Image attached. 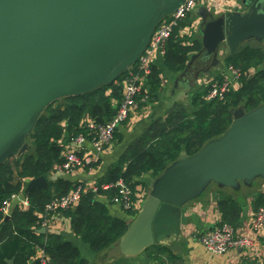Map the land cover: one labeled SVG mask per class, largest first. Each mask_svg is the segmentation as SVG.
Masks as SVG:
<instances>
[{
    "label": "water",
    "instance_id": "1",
    "mask_svg": "<svg viewBox=\"0 0 264 264\" xmlns=\"http://www.w3.org/2000/svg\"><path fill=\"white\" fill-rule=\"evenodd\" d=\"M183 1L0 0V164L30 148L26 137L49 104L91 92L135 64L157 23ZM235 8L204 19L202 57L216 59L224 42L228 53L246 38L264 39V0H240ZM257 175L264 177V104L249 112L234 109L223 135L190 157L179 155L151 183L114 250L150 245L153 224L175 208L169 202L181 204L210 179L234 184ZM47 184L35 177L25 191Z\"/></svg>",
    "mask_w": 264,
    "mask_h": 264
},
{
    "label": "trees",
    "instance_id": "2",
    "mask_svg": "<svg viewBox=\"0 0 264 264\" xmlns=\"http://www.w3.org/2000/svg\"><path fill=\"white\" fill-rule=\"evenodd\" d=\"M198 49L197 40H193L192 44H185L184 40L173 33L165 43L163 63L171 71L179 72L185 67L190 53ZM225 62L227 66L232 65L239 69L241 73L237 88H230L222 99L207 98L208 88L183 102L175 103L165 118L157 119L148 126L127 147L117 163L109 167L96 183L99 186L98 193L83 194L77 207L65 210L71 218L74 232L93 251L103 250L117 242L129 225L121 219L109 216L105 204L96 200L95 194L105 195L110 199L115 193L114 189L103 190L102 185L122 178L135 192L138 178L144 173L158 175L181 153L193 155L209 140L223 135L233 121L234 109L241 107L249 112L264 104V45L248 41L238 49L230 51ZM135 66L133 64L114 81L91 92L63 97L49 104L38 116L32 131L26 137L30 148L0 164V264H7L12 258L14 264H29L37 245L53 264H86L79 249L62 235L40 233L39 224L42 218L35 214L42 212L51 199L67 193L73 184L58 180L49 183L45 189L30 190L27 193L29 208H13L7 219L1 206L6 198L23 191L28 180L39 176L47 178L54 166L63 159V144L60 143L63 135L67 139L87 132L83 121L85 117L89 116L98 124H104L111 119L116 104L122 98V81L127 71ZM151 70L146 82L151 88L157 89L161 85L160 70L155 65H152ZM216 78L218 81L222 79L220 76ZM142 89L149 94L145 87L142 86ZM116 135L115 131L114 137ZM98 161L84 167H95ZM74 187L75 185L72 188ZM217 205L224 222L232 224L236 221L240 208L231 197L221 198ZM34 264L39 263L35 261Z\"/></svg>",
    "mask_w": 264,
    "mask_h": 264
},
{
    "label": "crops",
    "instance_id": "3",
    "mask_svg": "<svg viewBox=\"0 0 264 264\" xmlns=\"http://www.w3.org/2000/svg\"><path fill=\"white\" fill-rule=\"evenodd\" d=\"M239 3L240 0H199L192 11L193 13L191 12L185 19L187 22L183 21L174 31L175 36L184 40L185 44H192L193 40L199 42V49L190 53L185 67L179 72H173L164 65L163 56L157 55L153 65L160 70L161 85L154 89L147 82L143 84L145 89L147 86L146 90L151 95L147 105L133 111L128 119L118 127L117 135L111 146L99 156L95 167L89 169L82 167L73 173L64 174L56 171L55 165L46 178L47 187L49 183L58 180L69 182L73 186L80 182L97 183L109 167L117 163L127 147L155 120L165 118L175 103L183 102L197 92L206 91L211 81L217 79V76L222 78L228 74L225 57L231 50L225 53V42L220 45L216 59L210 60L202 57V22L204 19L215 18L225 11L235 10ZM243 11L239 12L243 13ZM248 41L264 45V39L250 37L240 41L236 49ZM237 87V83L232 86L234 89ZM91 119L89 116L83 119L85 126L86 122ZM65 136L63 135L60 140V143L63 144L62 154L73 149L82 155L83 151L80 148L76 150L69 144L68 140L71 137L66 139ZM84 147L87 151H91L92 147L89 141ZM182 154L186 153L180 155ZM190 156L192 155H188V157ZM175 161L169 163L158 175L144 173L138 178L134 192L135 201L138 200L130 211L124 209L121 204L112 201V197L108 199L105 195L95 194V198L105 204L109 216L121 219L130 225L149 196L151 183L159 179L165 169L174 165ZM28 181L24 185L23 191L19 192L17 198L12 201L9 213L15 207L25 210L29 208L30 201L29 205H25L23 202L25 197L28 198V192L25 191ZM72 187L67 193L73 189ZM225 196L231 197L240 208L236 221L229 224L233 226L236 234L252 236L254 245L249 249L231 248L223 254H214L209 252L196 237L204 231H210L214 227L228 223L223 221L222 213L217 205L218 201ZM78 204L79 202L74 208ZM169 204L175 208H170L165 219L153 224L152 243L135 252H130L131 247L126 253L123 251L117 253L114 250L123 236L109 247L93 251L90 245L74 232L71 227V218L66 214L67 211L53 213L49 218V223L45 227L41 226L40 229L45 228L43 234L58 233L66 241L73 243L79 249L81 258L86 260V264H264V225L257 230H250L251 218L258 207L264 206V177L261 175L252 179H237L234 184H224L210 179L197 194L183 200L181 204L170 202ZM35 214L43 217L42 212H35ZM182 215L184 221H182ZM42 251L41 247L37 245L28 263L34 264L35 261L39 263Z\"/></svg>",
    "mask_w": 264,
    "mask_h": 264
},
{
    "label": "built area",
    "instance_id": "4",
    "mask_svg": "<svg viewBox=\"0 0 264 264\" xmlns=\"http://www.w3.org/2000/svg\"><path fill=\"white\" fill-rule=\"evenodd\" d=\"M198 1L184 0L173 12L157 23L146 47L138 56L135 68L128 71L122 81V98L116 104L111 119L104 124H98L93 119L88 120L86 122L87 132L78 133L69 139L71 147L76 150L80 148L83 154L79 155L75 150H69L63 154L62 161L56 164V171L70 174L79 168L95 163L99 156L111 146L117 128L128 119L133 111L147 105L149 94L142 91V86L146 82L147 75L151 72L153 61L157 55L164 56L166 41L193 11ZM231 4L233 3L231 2ZM227 72L228 74H225L221 81L216 79L211 81L207 98L222 99L234 84H239L241 76L239 69L229 65ZM88 141L92 147L91 151H87L84 147ZM101 188L103 190L114 189L115 193L112 195L111 200L121 204L124 209L131 210L135 207L133 189L122 178L117 179L115 182L106 183ZM98 191L99 186L96 183L80 182L75 184V187L69 193L55 197L45 205L42 211L43 217L39 224L40 227H45L49 223V218L53 213L74 208L83 194L87 192L98 193ZM17 196L18 194H12L2 202L1 210L5 215L10 214L11 203ZM23 202L25 205H29L27 197L24 198ZM263 225L264 206H260L251 219L250 230H257ZM197 239L209 252L214 254H223L231 248L249 249L254 245L252 236L236 234L233 226L229 223H223L210 231L203 232ZM39 260L40 264H50L48 255L44 251H42Z\"/></svg>",
    "mask_w": 264,
    "mask_h": 264
},
{
    "label": "bare ground",
    "instance_id": "5",
    "mask_svg": "<svg viewBox=\"0 0 264 264\" xmlns=\"http://www.w3.org/2000/svg\"><path fill=\"white\" fill-rule=\"evenodd\" d=\"M184 21H186V20H184ZM187 22V21H186ZM190 28V27H189ZM189 30V29H188ZM189 32V31H188ZM191 33V32H190ZM154 62V61H153ZM152 68V67H151ZM128 70V69H127ZM152 71V70H151ZM128 72V71H127ZM125 77V76H124ZM212 78V77H211ZM124 80V79H123ZM146 83V82H145ZM146 89H147V86H146ZM142 91H143V89H142ZM121 97H122V95H121ZM121 126V125H120ZM117 131V130H116ZM114 140V139H113ZM114 194V193H113ZM138 200V199H137ZM136 200V201H137ZM135 201V202H136ZM139 203V202H138ZM136 205V204H135ZM124 208V207H123ZM258 209V208H257ZM68 211V210H67ZM58 212V211H57ZM57 212H55V213H57ZM61 213V212H60ZM40 218H42V217H40ZM252 219V218H251ZM215 228V227H214ZM205 232V231H204ZM197 238V237H196ZM241 250H242V248H241ZM40 263V262H39Z\"/></svg>",
    "mask_w": 264,
    "mask_h": 264
},
{
    "label": "rangeland",
    "instance_id": "6",
    "mask_svg": "<svg viewBox=\"0 0 264 264\" xmlns=\"http://www.w3.org/2000/svg\"><path fill=\"white\" fill-rule=\"evenodd\" d=\"M192 13H193V12H192ZM238 85H239V84H238ZM12 157H14V158H15L16 156H12Z\"/></svg>",
    "mask_w": 264,
    "mask_h": 264
}]
</instances>
